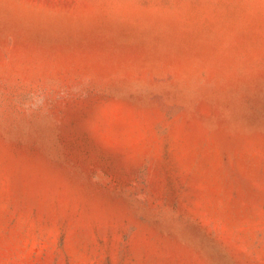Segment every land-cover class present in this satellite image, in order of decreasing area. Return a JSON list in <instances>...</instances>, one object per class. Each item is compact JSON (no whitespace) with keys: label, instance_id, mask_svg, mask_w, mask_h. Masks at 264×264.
<instances>
[{"label":"rangeland","instance_id":"rangeland-1","mask_svg":"<svg viewBox=\"0 0 264 264\" xmlns=\"http://www.w3.org/2000/svg\"><path fill=\"white\" fill-rule=\"evenodd\" d=\"M0 264H264V0H0Z\"/></svg>","mask_w":264,"mask_h":264}]
</instances>
